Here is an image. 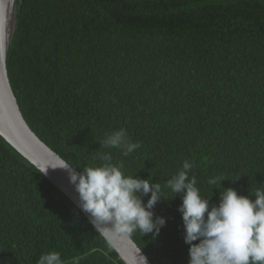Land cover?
I'll list each match as a JSON object with an SVG mask.
<instances>
[{
	"label": "trees",
	"instance_id": "1",
	"mask_svg": "<svg viewBox=\"0 0 264 264\" xmlns=\"http://www.w3.org/2000/svg\"><path fill=\"white\" fill-rule=\"evenodd\" d=\"M6 69L31 131L77 172L108 153L126 176L161 185L152 211L165 226L131 236L151 264L189 261L183 194L166 186L185 160L210 205L229 188L253 200L264 189V0H21ZM121 128L141 145L128 156L102 145ZM49 252L122 264L0 137V264Z\"/></svg>",
	"mask_w": 264,
	"mask_h": 264
},
{
	"label": "clouds",
	"instance_id": "2",
	"mask_svg": "<svg viewBox=\"0 0 264 264\" xmlns=\"http://www.w3.org/2000/svg\"><path fill=\"white\" fill-rule=\"evenodd\" d=\"M102 145L120 149L123 156L141 146L131 142L123 128L108 134ZM101 159L102 165L77 172L72 164L58 157L55 164L41 167L40 173L46 175L49 167L67 173L78 194L80 209L89 215L93 228L109 245L114 237L131 238L137 231L142 236H157L166 223L165 218L154 217L152 211L165 200L161 185L149 178L126 176L123 164L111 163L108 153ZM192 167L193 163L185 160L182 170L166 181L167 188L174 193L172 198L183 194L177 211L183 223L184 243L189 246L188 264H264V189H257L253 200L229 188L220 194L218 205H210L209 199L200 195L197 179L189 178ZM217 182V178L208 181ZM144 196H148L146 203L142 201ZM140 253L138 250L136 264H147V257ZM37 264L63 261L59 252H49L41 255Z\"/></svg>",
	"mask_w": 264,
	"mask_h": 264
},
{
	"label": "water",
	"instance_id": "3",
	"mask_svg": "<svg viewBox=\"0 0 264 264\" xmlns=\"http://www.w3.org/2000/svg\"><path fill=\"white\" fill-rule=\"evenodd\" d=\"M20 4L21 0H0V137L23 159L40 172V168L44 165L55 164L59 156L46 146L27 125L11 90L6 69V57L19 17ZM43 176L62 193L90 223L89 215L83 212L79 207L78 194L75 192L74 186L69 183L67 173L64 170L52 169L49 167L47 174ZM107 244L109 245L108 242ZM109 246L116 253L122 264H136V254L140 249L131 238L114 237ZM140 254L144 255L142 251ZM147 264H151L148 259Z\"/></svg>",
	"mask_w": 264,
	"mask_h": 264
}]
</instances>
